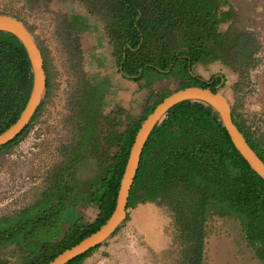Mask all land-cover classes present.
I'll return each instance as SVG.
<instances>
[{"label": "trees", "instance_id": "trees-1", "mask_svg": "<svg viewBox=\"0 0 264 264\" xmlns=\"http://www.w3.org/2000/svg\"><path fill=\"white\" fill-rule=\"evenodd\" d=\"M41 1L52 0H26L32 6ZM75 1L102 21L118 72L147 91L140 113L117 107L105 114L101 109L105 81L81 79L75 98V140L66 159L54 167L39 200L0 218V249L11 247L17 264H48L107 221L142 122L178 89L201 86L218 91L220 79L211 83L217 74L204 79L194 73V66L221 61L242 76L257 62L259 41L251 31L234 26L222 30V24L236 15L229 0ZM45 70L48 88L46 62ZM32 79L22 43L0 31V133L25 108ZM171 83L178 84L174 91L167 89ZM42 103L30 124L0 152L27 134ZM232 117L264 161V141L254 137L233 107ZM148 201H161L171 209L181 264H205L206 225L214 215L237 217L247 242L264 258V179L235 148L218 112L209 105L182 102L154 128L128 209ZM92 205L98 215L85 221L83 209ZM104 243L66 264H83Z\"/></svg>", "mask_w": 264, "mask_h": 264}, {"label": "rangeland", "instance_id": "rangeland-1", "mask_svg": "<svg viewBox=\"0 0 264 264\" xmlns=\"http://www.w3.org/2000/svg\"><path fill=\"white\" fill-rule=\"evenodd\" d=\"M229 4L236 15L222 24V30L234 26L251 31L259 41L257 62L242 76L221 61L196 65L193 71L204 79L223 75L221 90L247 129L264 141V0H229ZM0 13L26 23L43 51L49 78L40 112L29 131L0 152L2 218L39 200L54 167L66 159L75 140V98L83 77L93 84L105 81L101 85L102 90L106 86L101 105L105 114L117 107L140 113L147 90L118 72L102 21L77 1H41L32 6L26 0H0ZM70 24L74 27L68 29ZM177 87L171 83L167 89ZM83 212L85 221H93L98 215L93 205ZM128 213L129 219L119 231L83 264H181L177 228L165 203H139ZM206 226L205 264H264L257 248L247 242L237 217L214 215Z\"/></svg>", "mask_w": 264, "mask_h": 264}, {"label": "water", "instance_id": "water-1", "mask_svg": "<svg viewBox=\"0 0 264 264\" xmlns=\"http://www.w3.org/2000/svg\"><path fill=\"white\" fill-rule=\"evenodd\" d=\"M0 31L12 34L22 43L32 67L33 83L25 108L17 121L5 131L0 133V149L14 140L31 122L38 107L41 105L47 89V73L43 52L26 23L10 14L0 13ZM217 86L218 91L212 87L188 86L178 89L166 96L142 122L134 143L130 149L129 158L125 167L121 185L118 192L114 211L107 221L94 233L88 235L74 246L59 253L48 264H66L76 257L96 248L106 242L121 226L128 216V201L130 192L139 170L142 153L154 128L160 124L168 112L176 105L185 101H198L214 108L226 128L235 148L248 162L252 170L264 179V161L251 147L244 133L235 124L232 117V105L221 90L224 82Z\"/></svg>", "mask_w": 264, "mask_h": 264}, {"label": "flooded vegetation", "instance_id": "flooded-vegetation-1", "mask_svg": "<svg viewBox=\"0 0 264 264\" xmlns=\"http://www.w3.org/2000/svg\"><path fill=\"white\" fill-rule=\"evenodd\" d=\"M217 75H221V74H217ZM217 78H219L220 81L222 82L221 76H217L216 79ZM5 248H7V247L0 249V253H2V254H0V264H17L16 258H15V253L12 252L11 247H9L10 250H4ZM1 250H3V252H1Z\"/></svg>", "mask_w": 264, "mask_h": 264}, {"label": "crops", "instance_id": "crops-1", "mask_svg": "<svg viewBox=\"0 0 264 264\" xmlns=\"http://www.w3.org/2000/svg\"><path fill=\"white\" fill-rule=\"evenodd\" d=\"M101 248V247H100Z\"/></svg>", "mask_w": 264, "mask_h": 264}]
</instances>
